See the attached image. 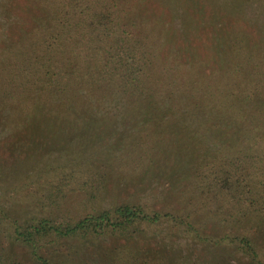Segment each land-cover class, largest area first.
<instances>
[{
  "label": "trees",
  "instance_id": "trees-1",
  "mask_svg": "<svg viewBox=\"0 0 264 264\" xmlns=\"http://www.w3.org/2000/svg\"><path fill=\"white\" fill-rule=\"evenodd\" d=\"M253 1L264 17V0H207L219 18L179 0H0V180L33 169L40 202L79 209L18 219L0 204V243L22 253L0 264H70L81 248L100 264H264ZM155 183L161 208L89 209Z\"/></svg>",
  "mask_w": 264,
  "mask_h": 264
},
{
  "label": "rangeland",
  "instance_id": "rangeland-1",
  "mask_svg": "<svg viewBox=\"0 0 264 264\" xmlns=\"http://www.w3.org/2000/svg\"><path fill=\"white\" fill-rule=\"evenodd\" d=\"M180 2H185L187 5H190V8L198 14L201 15H210L214 14L216 18H219V16L224 12V9L220 5L215 4H208L207 0H179ZM220 3L227 2L228 0H217ZM263 10L259 9L256 2H248L245 5V16L247 19H249L252 23L255 22V18L263 17ZM261 22V21H260ZM2 138V137H0ZM1 140V139H0ZM3 144H0L2 146ZM5 154L2 150L1 153ZM7 164L10 163L9 159L6 158ZM8 171V170H7ZM0 173H3L1 169V162H0ZM35 171L33 169L29 170L27 173L20 175L18 178L13 180L12 177H5L10 178V181H1L0 180V204L6 208V210L11 209V211L8 212L11 216L14 217H20L18 219H21L22 217H31V216H37V217H43L46 215H49L51 211H55L59 206H55L52 208L46 207V202L44 201V204L40 202L39 199L41 195L45 194L44 190L46 189V185H40V181L34 179ZM1 177V174H0ZM51 180L49 181V183ZM47 182V185L49 184ZM50 188V185L49 187ZM163 186L159 187L158 184H151L149 187H145L143 189H136V187H131L126 190L125 193H118V191L113 190L110 195L106 196V199L104 201L96 203L89 207V209H95L92 207L100 206V207H111L117 202H124L126 204H134V203H140L143 205H153L155 204L157 206L164 205V196H163ZM113 192H116V194H113ZM56 193V191H55ZM4 197V198H3ZM78 202L74 203L72 202L69 205V201L63 202V206L61 208H58L57 215L62 214V210L68 205L72 206L71 209H68V214L71 215L73 218H75V215L79 212V209L76 208ZM61 204V203H60ZM166 204V203H165ZM170 204V203H169ZM153 205V206H155ZM161 208V207H157ZM65 245V244H63ZM63 245L58 246L57 250L61 255H64L65 253H71L67 250L69 246H76L77 249L81 248V244L79 242L71 241L69 242L64 248ZM69 245V246H68ZM62 249V250H61ZM0 251H8L9 255L13 256L14 258L20 259L22 257V253L20 250H17V248H12L8 244L0 243ZM87 249H82L79 251V255L72 254L70 256L73 257L70 264H100L97 260L92 259L88 256ZM74 253V252H73Z\"/></svg>",
  "mask_w": 264,
  "mask_h": 264
}]
</instances>
